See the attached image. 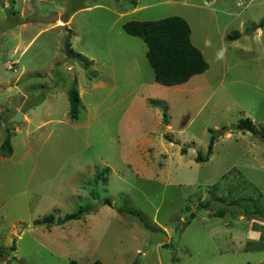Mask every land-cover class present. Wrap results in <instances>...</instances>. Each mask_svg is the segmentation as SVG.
I'll return each mask as SVG.
<instances>
[{"label":"rangeland","instance_id":"1","mask_svg":"<svg viewBox=\"0 0 264 264\" xmlns=\"http://www.w3.org/2000/svg\"><path fill=\"white\" fill-rule=\"evenodd\" d=\"M175 16L209 68L168 87L122 25ZM263 19L264 0H0V264H264Z\"/></svg>","mask_w":264,"mask_h":264},{"label":"trees","instance_id":"2","mask_svg":"<svg viewBox=\"0 0 264 264\" xmlns=\"http://www.w3.org/2000/svg\"><path fill=\"white\" fill-rule=\"evenodd\" d=\"M15 13V11H13ZM259 28L264 29V19L260 21ZM122 29L129 35L140 38L147 46L146 59L153 71L154 82L163 86L173 87L186 83L194 75L202 74L209 68L201 52L190 42V28L187 22L181 17H168L155 21H135L131 20L122 25ZM239 37L238 32L228 35L229 39ZM69 103V118L76 121L79 115V93L76 84L67 91ZM167 116L165 108L163 109V119ZM165 123L167 120H164ZM235 131L255 133L254 125L249 119H241L233 128ZM217 134L211 132L206 155H197V161H206L212 154V147ZM264 137V130L261 132ZM3 156H11L12 148L10 137L7 136L0 146ZM185 154V150H182ZM206 205H201V207ZM82 209L75 213L67 214L62 220H57L56 224L61 225L70 220L77 219ZM225 209H219L218 215L223 216ZM256 213V212H253ZM193 214L190 217L193 218ZM47 222H52V216L44 218ZM264 250V248H256ZM1 254V251H0ZM67 264H78L76 261H70ZM92 264H101L100 261H94Z\"/></svg>","mask_w":264,"mask_h":264},{"label":"water","instance_id":"3","mask_svg":"<svg viewBox=\"0 0 264 264\" xmlns=\"http://www.w3.org/2000/svg\"><path fill=\"white\" fill-rule=\"evenodd\" d=\"M38 20L40 22H43V23H46V24H50L54 21H57L58 20V16L57 15H52V16H49V17H45V18H38ZM23 118V115L20 114V113H17L15 114L11 119L10 121L11 122H19L21 119ZM106 204L109 206V203L106 202Z\"/></svg>","mask_w":264,"mask_h":264}]
</instances>
